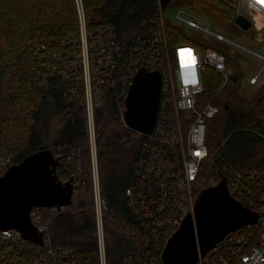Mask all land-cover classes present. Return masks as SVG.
Listing matches in <instances>:
<instances>
[{"label": "trees", "instance_id": "trees-1", "mask_svg": "<svg viewBox=\"0 0 264 264\" xmlns=\"http://www.w3.org/2000/svg\"><path fill=\"white\" fill-rule=\"evenodd\" d=\"M77 1L86 30L112 25L122 49L132 39L147 34L150 19L163 9L160 0H0V159H12L6 166L0 164V175L40 147L60 157L56 174L62 181L72 179L76 198L60 213L44 212L51 247L72 250L82 256L84 264H98L84 95L70 93L74 80L65 66L80 56ZM168 4L194 12L222 33H244L234 23L238 0H170ZM165 25L172 61L176 46L193 41L176 26ZM196 47L204 52L209 46ZM225 60L227 66L226 56ZM222 83L219 73L206 69L203 89L195 96L199 109L209 102L215 108L205 130L211 159L200 168L197 194L208 182L217 184L234 170L255 171L264 184V95L248 100L236 87ZM124 100L106 91L93 114L98 185L106 207L103 232L107 264H121L131 252L153 254V246L141 240L127 204L126 189L133 181L145 136L125 126ZM241 204L247 206L243 201ZM157 261L162 264L159 253Z\"/></svg>", "mask_w": 264, "mask_h": 264}, {"label": "built area", "instance_id": "built-area-1", "mask_svg": "<svg viewBox=\"0 0 264 264\" xmlns=\"http://www.w3.org/2000/svg\"><path fill=\"white\" fill-rule=\"evenodd\" d=\"M242 1L248 4L247 17L257 29L254 38L259 40L260 36L262 39L264 0H240L237 14L244 13L240 7ZM77 5L80 56L74 63L68 60L65 66L71 68L74 80L70 93L79 97L80 91L84 95L86 131L93 164L98 264H107L103 232L106 207L98 185L94 109L101 105L106 91L116 99H125L138 68L157 70L161 75L158 112L151 132L143 134L145 139L134 164L133 181L126 189L127 204L138 223L136 230L145 245L153 246V254L146 250L131 252L121 261V264H159L158 253L161 257L168 239L187 214L194 216L200 168L211 159L205 143L206 121L215 114L211 102L199 109L195 96L203 89L206 69L223 77L222 86L227 84L229 75L225 55L210 47L203 52L195 46L183 44L174 48V61H171L166 21L161 10L150 19L148 33L132 39L128 47L122 49L112 25H100L87 31L79 1ZM179 9L176 17L182 24L211 33L217 40H226L221 31L213 33L209 30L211 24L208 20L198 19L194 12L185 8ZM252 12L260 17V21L252 18ZM193 67L196 72H189ZM68 77L65 70V78ZM255 81L256 76L250 77L251 83ZM225 179L232 198L245 202L246 208L256 213L257 219L252 224L229 231L204 255L199 254L195 264H264V184L260 183L255 171L234 170ZM212 185H215L212 181L208 182V186ZM75 198L73 183L71 203ZM66 207L31 209L30 220L42 234L41 244L22 238L14 229L0 230V264H84L82 256H76L72 250L55 249L50 244L44 212L60 213ZM162 264L166 263L162 261Z\"/></svg>", "mask_w": 264, "mask_h": 264}, {"label": "water", "instance_id": "water-1", "mask_svg": "<svg viewBox=\"0 0 264 264\" xmlns=\"http://www.w3.org/2000/svg\"><path fill=\"white\" fill-rule=\"evenodd\" d=\"M170 0H160L164 7ZM244 13L234 23L242 30L251 28L247 17L248 4L241 2ZM161 75L157 70H136L124 100L122 119L128 128L149 134L153 128L160 102ZM60 157L40 147L11 164L0 175V230L14 229L22 238L42 243V234L32 224L29 213L33 207L69 205L73 191L72 179L62 181L56 174ZM257 215L229 194L226 179L203 188L197 195L194 216L187 214L180 227L165 244L161 259L166 264H195L229 231L252 224Z\"/></svg>", "mask_w": 264, "mask_h": 264}, {"label": "rangeland", "instance_id": "rangeland-1", "mask_svg": "<svg viewBox=\"0 0 264 264\" xmlns=\"http://www.w3.org/2000/svg\"><path fill=\"white\" fill-rule=\"evenodd\" d=\"M240 0H238L239 6ZM181 7H174L171 4L166 5L162 9V14L166 24L176 26L185 38L193 41L192 46L208 45L210 48L216 49L228 58L227 73L229 75L228 86L236 87L238 93L248 100H257L264 95V26L262 28L263 39L256 41L254 38L256 28H251L241 36L222 33L226 40H217L211 33H205L202 30L189 28L182 24L176 17V13ZM200 20L205 18L195 15ZM252 18L260 21V17L252 12ZM251 18V19H252ZM209 30L213 33L218 32L212 25ZM260 40L261 38L258 37ZM71 69V68H70ZM68 69V70H70ZM256 76L255 83L250 82V77ZM12 161L0 159V164L6 166Z\"/></svg>", "mask_w": 264, "mask_h": 264}, {"label": "clouds", "instance_id": "clouds-1", "mask_svg": "<svg viewBox=\"0 0 264 264\" xmlns=\"http://www.w3.org/2000/svg\"><path fill=\"white\" fill-rule=\"evenodd\" d=\"M189 72H196V67L194 68H191V69H189Z\"/></svg>", "mask_w": 264, "mask_h": 264}, {"label": "crops", "instance_id": "crops-1", "mask_svg": "<svg viewBox=\"0 0 264 264\" xmlns=\"http://www.w3.org/2000/svg\"><path fill=\"white\" fill-rule=\"evenodd\" d=\"M259 38H260V36H259ZM262 39H263V36H262ZM262 39L261 40H256V41H262Z\"/></svg>", "mask_w": 264, "mask_h": 264}, {"label": "bare ground", "instance_id": "bare-ground-1", "mask_svg": "<svg viewBox=\"0 0 264 264\" xmlns=\"http://www.w3.org/2000/svg\"><path fill=\"white\" fill-rule=\"evenodd\" d=\"M182 62H184V60L182 59Z\"/></svg>", "mask_w": 264, "mask_h": 264}]
</instances>
